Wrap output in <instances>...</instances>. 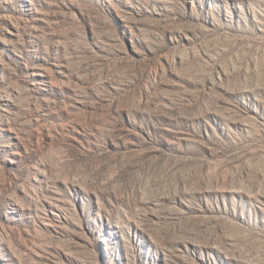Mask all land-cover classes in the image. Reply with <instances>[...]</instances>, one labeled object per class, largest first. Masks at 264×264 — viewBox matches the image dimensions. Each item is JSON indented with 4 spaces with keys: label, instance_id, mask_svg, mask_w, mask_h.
I'll list each match as a JSON object with an SVG mask.
<instances>
[{
    "label": "rangeland",
    "instance_id": "obj_1",
    "mask_svg": "<svg viewBox=\"0 0 264 264\" xmlns=\"http://www.w3.org/2000/svg\"><path fill=\"white\" fill-rule=\"evenodd\" d=\"M0 264H264V0H0Z\"/></svg>",
    "mask_w": 264,
    "mask_h": 264
}]
</instances>
